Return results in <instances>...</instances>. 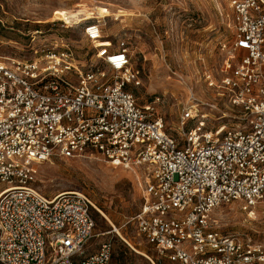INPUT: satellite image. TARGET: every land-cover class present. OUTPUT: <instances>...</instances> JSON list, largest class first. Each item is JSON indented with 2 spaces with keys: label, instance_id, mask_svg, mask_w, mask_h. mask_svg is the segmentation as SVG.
Wrapping results in <instances>:
<instances>
[{
  "label": "built area",
  "instance_id": "obj_1",
  "mask_svg": "<svg viewBox=\"0 0 264 264\" xmlns=\"http://www.w3.org/2000/svg\"><path fill=\"white\" fill-rule=\"evenodd\" d=\"M229 9L235 62L208 84L227 112L191 97L179 139L129 91L140 81L125 42L96 47L99 22L86 23L83 35L105 70L84 71L67 46L35 49L30 59L0 56V264H109L110 245L85 256L95 229L89 198H46L33 187V164L86 155L135 175L142 205L132 221L159 257L264 264V246L222 234L212 219L221 205L264 204V1L229 0ZM199 108L221 113L227 126L186 128L207 119Z\"/></svg>",
  "mask_w": 264,
  "mask_h": 264
},
{
  "label": "rangeland",
  "instance_id": "obj_2",
  "mask_svg": "<svg viewBox=\"0 0 264 264\" xmlns=\"http://www.w3.org/2000/svg\"><path fill=\"white\" fill-rule=\"evenodd\" d=\"M95 8L107 10L109 17L98 18ZM90 22L102 27L104 38L97 47L125 42L140 81L129 91L138 106L151 105L172 138L179 139V117L191 97L195 103L217 105L227 112L208 84H219L227 66L235 62L229 58L233 48L229 0H0V56L30 59L35 49L67 46L84 71L105 70L95 58V45L83 35ZM199 110L207 119L189 122L186 128L215 131L227 126L221 113ZM32 169L33 187L42 196L82 192L94 205L95 229L85 256L107 244L109 264H172L137 234L132 219L142 205V189L135 175L97 155L53 157ZM212 219L222 234L264 246V204L249 211H243L239 202L221 205Z\"/></svg>",
  "mask_w": 264,
  "mask_h": 264
},
{
  "label": "bare ground",
  "instance_id": "obj_3",
  "mask_svg": "<svg viewBox=\"0 0 264 264\" xmlns=\"http://www.w3.org/2000/svg\"><path fill=\"white\" fill-rule=\"evenodd\" d=\"M95 12L98 15V18H105L109 17V12L105 9L102 8H95ZM98 44V43H97ZM97 47V46H96ZM69 192V191H66ZM65 193V192H64Z\"/></svg>",
  "mask_w": 264,
  "mask_h": 264
}]
</instances>
